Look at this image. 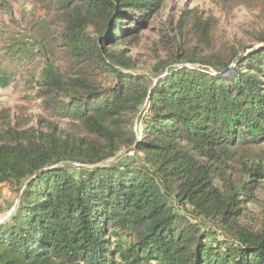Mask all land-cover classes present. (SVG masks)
I'll return each mask as SVG.
<instances>
[{
  "label": "trees",
  "instance_id": "obj_1",
  "mask_svg": "<svg viewBox=\"0 0 264 264\" xmlns=\"http://www.w3.org/2000/svg\"><path fill=\"white\" fill-rule=\"evenodd\" d=\"M163 1L49 0L63 58L46 52L38 76L49 119L0 112V185L17 200L0 264H264V206L249 214L264 189V47L215 52L193 16L177 26L194 54L179 46L157 82L136 75L126 46Z\"/></svg>",
  "mask_w": 264,
  "mask_h": 264
},
{
  "label": "rangeland",
  "instance_id": "obj_2",
  "mask_svg": "<svg viewBox=\"0 0 264 264\" xmlns=\"http://www.w3.org/2000/svg\"><path fill=\"white\" fill-rule=\"evenodd\" d=\"M189 12L192 14L188 15ZM59 16L49 0H0V112L7 111L10 119L29 121L30 126L38 119H49L37 95V82L47 59L46 52L54 53L57 64L63 61L55 46L57 27L51 24ZM193 16L209 24L215 52L226 45L264 47V43L256 42L264 36V0L244 6L236 1L164 0L135 42L126 46L135 61L132 72L157 82L160 70L175 68L166 63L179 55V46H184L188 56L194 54L196 41L188 34V26L181 33L177 26L181 20L188 24ZM126 42L131 43L130 39ZM131 156L128 153L122 160ZM78 169L73 167L74 174L79 173ZM258 200L257 205H249L251 218H258L264 206V189ZM16 205V195L7 185H0V224L14 215ZM201 227L205 230L207 224Z\"/></svg>",
  "mask_w": 264,
  "mask_h": 264
}]
</instances>
